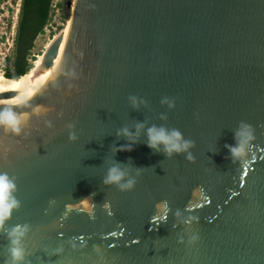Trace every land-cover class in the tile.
<instances>
[{
    "label": "water",
    "instance_id": "water-1",
    "mask_svg": "<svg viewBox=\"0 0 264 264\" xmlns=\"http://www.w3.org/2000/svg\"><path fill=\"white\" fill-rule=\"evenodd\" d=\"M71 22L55 78L31 94L43 114L0 104L30 113L24 134L0 129V172L20 201L0 264L23 224L25 264H264V0H76ZM241 122L256 139L234 163L225 145ZM152 126L178 129L194 159L149 148ZM114 164L132 190L103 183Z\"/></svg>",
    "mask_w": 264,
    "mask_h": 264
},
{
    "label": "clouds",
    "instance_id": "clouds-1",
    "mask_svg": "<svg viewBox=\"0 0 264 264\" xmlns=\"http://www.w3.org/2000/svg\"><path fill=\"white\" fill-rule=\"evenodd\" d=\"M133 107H138V101L135 96L129 98ZM31 95L26 101H14L13 103H24L26 107H31V114L41 115L45 111L41 107H32L30 104ZM162 104H167L170 108L174 106V102L170 101L167 97L161 100ZM30 120V113L27 111H17L13 107H0V129L6 133H11L16 136L24 134L25 129L28 127ZM45 123L51 127L50 122ZM69 129L73 125H68ZM144 127L143 124L137 125V136L139 130ZM125 135L132 137V133L127 128H124L118 135ZM70 139L76 140L74 132H70ZM148 143L147 146L156 152L163 151L167 157H172L174 154L187 153L186 159L192 161L194 158L189 151L194 147V142L190 139H185L183 134L178 129H166L164 127L152 126L147 130ZM255 137L254 127L246 122H241L239 127L234 133V145H225L228 148L234 163H247L249 154L252 150V144ZM135 142V141H133ZM118 150L131 151V145L121 146ZM140 175V170L137 169V176ZM136 179L130 177L128 171L122 168L119 164H114L108 168L107 174L104 177L103 183L105 185H114L120 191H130L136 185ZM17 191L16 177L10 176L7 172H0V230H4L6 222L10 219L12 212L20 207V201L16 198ZM86 198L85 200H87ZM177 217L181 215L179 211L176 213ZM198 219L190 217L185 223H191L192 220ZM30 230L28 224L16 225L6 231L9 241L7 249V259L5 264H25L27 250L24 246V240ZM198 237L193 236L192 239L196 240ZM72 247L75 248L74 242H70ZM56 254L63 252V248L55 250Z\"/></svg>",
    "mask_w": 264,
    "mask_h": 264
},
{
    "label": "rangeland",
    "instance_id": "rangeland-1",
    "mask_svg": "<svg viewBox=\"0 0 264 264\" xmlns=\"http://www.w3.org/2000/svg\"><path fill=\"white\" fill-rule=\"evenodd\" d=\"M23 0H0V73L14 70L17 52V37L22 20ZM76 0H53L51 20L43 34L34 42L28 57L32 68L41 55H45L48 46L72 23V14Z\"/></svg>",
    "mask_w": 264,
    "mask_h": 264
},
{
    "label": "trees",
    "instance_id": "trees-1",
    "mask_svg": "<svg viewBox=\"0 0 264 264\" xmlns=\"http://www.w3.org/2000/svg\"><path fill=\"white\" fill-rule=\"evenodd\" d=\"M53 0H23L22 20L17 37V52L14 70L5 73L8 79L19 80L27 75L32 66L28 57L34 47L37 37L44 33L51 20Z\"/></svg>",
    "mask_w": 264,
    "mask_h": 264
},
{
    "label": "bare ground",
    "instance_id": "bare-ground-1",
    "mask_svg": "<svg viewBox=\"0 0 264 264\" xmlns=\"http://www.w3.org/2000/svg\"><path fill=\"white\" fill-rule=\"evenodd\" d=\"M71 28L72 23L58 36V38L60 36L64 37V41L60 50L59 58L53 69L47 70L43 67L44 55H41L35 62V65L30 72L19 80L8 79L4 74L0 73V94L9 92L17 93L16 98L10 100H0V104L15 105L17 103H13L14 101H25L42 83L55 78L58 72L57 68L65 51ZM55 39H57V37ZM53 42L54 41H52V43Z\"/></svg>",
    "mask_w": 264,
    "mask_h": 264
}]
</instances>
